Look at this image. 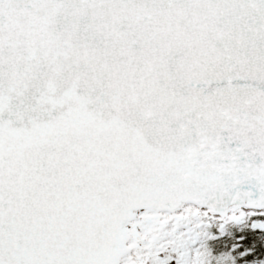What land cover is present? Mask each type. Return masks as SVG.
<instances>
[{
	"label": "snow or ice",
	"instance_id": "6c2138e0",
	"mask_svg": "<svg viewBox=\"0 0 264 264\" xmlns=\"http://www.w3.org/2000/svg\"><path fill=\"white\" fill-rule=\"evenodd\" d=\"M254 217L264 0H0V264H264Z\"/></svg>",
	"mask_w": 264,
	"mask_h": 264
},
{
	"label": "trees",
	"instance_id": "16d2710c",
	"mask_svg": "<svg viewBox=\"0 0 264 264\" xmlns=\"http://www.w3.org/2000/svg\"><path fill=\"white\" fill-rule=\"evenodd\" d=\"M253 219H260V220H264V217H254ZM251 225V220L247 222V224H241L236 227V230L239 232H244L249 234L252 239H253V246L255 249V256L254 257H250V258H254L257 260H264V230H261L259 228L257 229H252L250 227ZM210 231L215 232V227L214 226H210L209 228ZM214 251H219V248H214Z\"/></svg>",
	"mask_w": 264,
	"mask_h": 264
}]
</instances>
